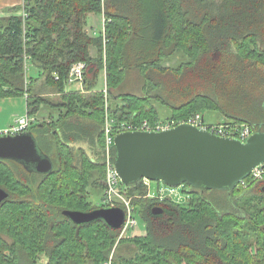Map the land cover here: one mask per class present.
<instances>
[{
	"label": "trees",
	"instance_id": "obj_1",
	"mask_svg": "<svg viewBox=\"0 0 264 264\" xmlns=\"http://www.w3.org/2000/svg\"><path fill=\"white\" fill-rule=\"evenodd\" d=\"M7 11L0 98L28 94L33 116L50 109L49 121L29 130L54 169L42 174L0 159V186L11 193L0 204V264H39L42 255L46 264H103L112 252V264H264V180L234 189L185 182L183 202L150 196L144 179L123 183L146 234L116 247L120 230L102 219L77 225L64 214L104 207L106 86L117 121L219 111L220 124L264 129V0H24ZM90 13L104 16L103 33L88 32ZM178 53L182 61L168 65ZM80 61L84 88L67 90ZM29 67L39 75L28 76ZM135 72L144 95L120 88ZM96 191L102 204L91 199Z\"/></svg>",
	"mask_w": 264,
	"mask_h": 264
},
{
	"label": "water",
	"instance_id": "obj_2",
	"mask_svg": "<svg viewBox=\"0 0 264 264\" xmlns=\"http://www.w3.org/2000/svg\"><path fill=\"white\" fill-rule=\"evenodd\" d=\"M114 151L116 170L126 185L148 179L170 187L189 182L205 189H234L256 166L264 164V129L245 141L187 123L168 131H126L115 137ZM0 159L19 162L42 174L54 169L53 160L43 153L32 131L0 136ZM10 196L0 186V204ZM153 212L162 209L156 207ZM64 214L77 225L102 219L118 230L126 218L122 207L65 210Z\"/></svg>",
	"mask_w": 264,
	"mask_h": 264
},
{
	"label": "built area",
	"instance_id": "obj_3",
	"mask_svg": "<svg viewBox=\"0 0 264 264\" xmlns=\"http://www.w3.org/2000/svg\"><path fill=\"white\" fill-rule=\"evenodd\" d=\"M23 15L26 16V13L23 12ZM86 66L87 64L83 61L73 64L69 78L67 80V85L79 83L83 86L85 80ZM56 79H59V75H56ZM104 92L106 99V114L103 133L105 139L104 164L106 168V187L104 190L105 197L103 203L105 207H122L126 213L125 223L120 229L119 237L115 247L118 245L121 239L134 235L132 231L136 228V225L138 223V218L136 215L135 207L132 203V199L127 196L126 189L115 167L114 144L115 137L118 134L126 131H168V129L174 128L175 126H178L183 123L197 126L200 129L210 131L219 136L236 137V139L239 138L243 141H245L249 136H251L255 132L253 131L251 125L246 122L240 124H220L209 122V120H206L204 118V115L201 112L196 113L195 115H191V117H188L187 119L175 120L167 117L154 122H151L147 119L141 122L117 121V119L111 115L109 110V98L107 88L104 89ZM35 121V116L30 115L27 111L26 114L20 115L18 118H16L12 125L3 129L0 132V136L16 135L22 132H26L30 129L31 125ZM263 177L264 164H261L256 166L240 184L243 186H247L249 182L247 179H250L252 183L263 179ZM144 180L145 183L148 185V179ZM158 197H169L177 202H183L182 200H179L182 198V196L178 189H174L170 194H167L161 187H159ZM112 259L113 252L110 255V258L103 264H112Z\"/></svg>",
	"mask_w": 264,
	"mask_h": 264
},
{
	"label": "rangeland",
	"instance_id": "obj_4",
	"mask_svg": "<svg viewBox=\"0 0 264 264\" xmlns=\"http://www.w3.org/2000/svg\"><path fill=\"white\" fill-rule=\"evenodd\" d=\"M87 20H88V25L93 26L90 29V31H88L90 34L98 35V34H101L104 32V29H105L104 19L99 18L96 22H93L94 20H93L92 16H88ZM96 51H97V49L94 47L92 49V53L95 54ZM182 59H183L182 54L178 53V54H175L166 63L168 65L169 64L176 65L180 61H182ZM31 73H32V70H31V67H29L28 76H31ZM77 84H79V83H77ZM105 85H106V77L104 76V77H101V79H100L99 88H103ZM142 86H143V82L141 81L140 74L138 72H135V73L129 74L126 77V80H125L123 86L120 88L124 92H132V93H136L139 95H144L145 91L143 90ZM68 87H70V86H67V88ZM106 88H107V86H106ZM81 90H83V89H81ZM155 94H157V93H155ZM43 96L45 98L48 97L49 99H51L52 101H55V102L60 100V94H57L55 92H46V93H43ZM26 97H27L26 95H13V96H10L9 98L6 97V99L0 98V121H5V120L9 119L13 122L20 115L26 114V112H27ZM155 104L161 106V109L164 111V113H170L169 107L167 105H162L160 102H158V103L155 102ZM49 111H50L49 108H43L42 110H40L35 115L36 121H38V122L49 121V119H50ZM204 114L206 115V119L209 120V122L215 123L218 121V116H217V119H215V117L211 115L212 112L204 111ZM164 118H166V117H164ZM242 123H244V122H242ZM10 124H11V122H10ZM237 124H240V123L237 122ZM3 129H5V128L0 129V132ZM261 180H264V177ZM147 183H148V186L150 189V192H149L150 196H152V197L159 196V187H161L167 194H170L174 189H178L180 191L182 198L181 199L176 198V199L185 201L187 198V194L184 191L183 184L176 186V187H170L167 184H165L163 181L147 180ZM93 195L91 196V199L97 201V203H99V204H102V199L99 197L100 196L99 191H96ZM137 218H138V223L136 225V228L132 231V233L133 234H139V235L146 234L145 222L142 220V218H140V217H137ZM46 258H47L46 255H42L41 260L39 261V264H46L45 263Z\"/></svg>",
	"mask_w": 264,
	"mask_h": 264
},
{
	"label": "crops",
	"instance_id": "obj_5",
	"mask_svg": "<svg viewBox=\"0 0 264 264\" xmlns=\"http://www.w3.org/2000/svg\"><path fill=\"white\" fill-rule=\"evenodd\" d=\"M23 1L24 0H0V16L1 15H10V14H12L13 12H10V11H7V10H9L10 8H12L14 6L22 5L23 4ZM88 16H92V18L94 20L93 22H96L99 18H102L105 21V18H104V16L102 14L90 13ZM92 27L93 26L87 25V30L90 31V29ZM92 35H95V34H92ZM93 48L94 47H92V49ZM92 49H91V53H92ZM95 54H93V55H95ZM34 69H35L34 67L31 68L32 73H34V76L39 75L38 74V71L37 70H34ZM68 86H70V87H68L67 90H81V89L84 88L83 87L84 85L81 86L80 84H77V83L70 84ZM2 99H6V97L5 98H2ZM211 112H212L211 115L214 116L215 119H217V116H218V121L215 122V123H221V122H225L226 121V117L223 114L221 115V113L219 111H211ZM10 122H11V124H10ZM13 122L11 120H9V119H7L5 121H0V129L9 127L10 125H12Z\"/></svg>",
	"mask_w": 264,
	"mask_h": 264
},
{
	"label": "flooded vegetation",
	"instance_id": "obj_6",
	"mask_svg": "<svg viewBox=\"0 0 264 264\" xmlns=\"http://www.w3.org/2000/svg\"><path fill=\"white\" fill-rule=\"evenodd\" d=\"M28 131H30V130H28Z\"/></svg>",
	"mask_w": 264,
	"mask_h": 264
}]
</instances>
